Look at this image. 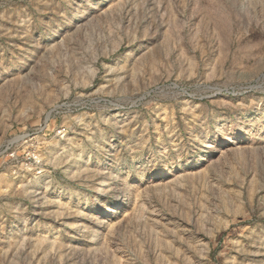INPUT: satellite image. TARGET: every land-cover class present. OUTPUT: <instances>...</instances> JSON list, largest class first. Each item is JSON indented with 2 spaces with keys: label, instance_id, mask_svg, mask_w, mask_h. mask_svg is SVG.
<instances>
[{
  "label": "rangeland",
  "instance_id": "rangeland-1",
  "mask_svg": "<svg viewBox=\"0 0 264 264\" xmlns=\"http://www.w3.org/2000/svg\"><path fill=\"white\" fill-rule=\"evenodd\" d=\"M0 264H264V0H0Z\"/></svg>",
  "mask_w": 264,
  "mask_h": 264
},
{
  "label": "bare ground",
  "instance_id": "bare-ground-1",
  "mask_svg": "<svg viewBox=\"0 0 264 264\" xmlns=\"http://www.w3.org/2000/svg\"><path fill=\"white\" fill-rule=\"evenodd\" d=\"M68 190V189H67ZM68 194V193H67Z\"/></svg>",
  "mask_w": 264,
  "mask_h": 264
}]
</instances>
